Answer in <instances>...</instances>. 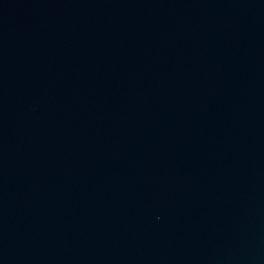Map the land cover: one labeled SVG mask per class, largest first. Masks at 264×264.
<instances>
[{
  "label": "water",
  "instance_id": "95a60500",
  "mask_svg": "<svg viewBox=\"0 0 264 264\" xmlns=\"http://www.w3.org/2000/svg\"><path fill=\"white\" fill-rule=\"evenodd\" d=\"M0 264H264V0H0Z\"/></svg>",
  "mask_w": 264,
  "mask_h": 264
}]
</instances>
